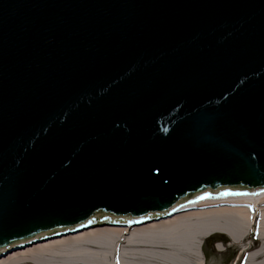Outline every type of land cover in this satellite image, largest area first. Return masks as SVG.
Segmentation results:
<instances>
[{"label": "water", "instance_id": "1", "mask_svg": "<svg viewBox=\"0 0 264 264\" xmlns=\"http://www.w3.org/2000/svg\"><path fill=\"white\" fill-rule=\"evenodd\" d=\"M260 191L264 0H0V258Z\"/></svg>", "mask_w": 264, "mask_h": 264}, {"label": "bare ground", "instance_id": "2", "mask_svg": "<svg viewBox=\"0 0 264 264\" xmlns=\"http://www.w3.org/2000/svg\"><path fill=\"white\" fill-rule=\"evenodd\" d=\"M217 204L227 207L248 206L253 213L240 208L198 210ZM263 204L264 191H260L187 210L193 212L183 211L171 218H160L129 230L89 228L70 234L74 236L65 235L47 243H39L27 248L24 253L12 252V255L0 260V264H58L60 260L63 264H114V258L109 263V255L121 248L128 251L129 259L142 260L139 262L141 264H156V252L163 254L168 251L171 258L195 260L196 248L200 250L202 240L214 233L225 234L233 243L239 244L247 234L252 214L259 221L264 220V210L260 208ZM220 223L229 224V229L220 231ZM125 258L123 254L122 259ZM259 259V262H264L262 247L247 258L254 262Z\"/></svg>", "mask_w": 264, "mask_h": 264}, {"label": "rangeland", "instance_id": "3", "mask_svg": "<svg viewBox=\"0 0 264 264\" xmlns=\"http://www.w3.org/2000/svg\"><path fill=\"white\" fill-rule=\"evenodd\" d=\"M207 208H211V209H207ZM225 208L226 209L229 208V210H232V208H240L241 210H245L247 212L250 211L253 213L252 208H249L248 206L247 208L246 206L227 207L218 204L212 207H205L198 210H219ZM260 208L264 210V204L260 205ZM188 212H193V211H186V213ZM218 226H220L219 227L220 231L229 229V224L227 223H220V225ZM97 228H102V227H97ZM121 229L128 230V228H121ZM245 235L246 236L239 241V244H235L225 234L214 233L213 235L204 238L202 240L203 246L202 248H200V250L196 248L195 252L197 253L195 260L186 261L182 259L181 260L175 259L173 257L171 258L169 251L163 254L156 252L157 258H155L154 260L156 261V264H173L172 262L174 263L177 262L175 264H264V262H259L260 259L257 262L247 260V258L252 253H255L257 249H259L260 247L264 248V220L259 221L258 219H256V215L252 214V218L250 219V225L248 226V231L247 234ZM69 236H74V235L69 234ZM35 245L37 244H33V245L31 244V246L27 245L29 247L26 246L25 251L27 250V248L28 249L33 248V246ZM201 249L204 252V255H202ZM13 253L11 252L5 256H2L0 260H2L3 258H7L9 255H12ZM112 254L113 252H111V254L109 255L110 256L109 263L113 258H114V264H138L139 262L142 261L137 259L135 260L129 259L130 256H128L129 254L128 251H123V248L116 250L115 253L113 255ZM123 254L126 257L125 260L122 259ZM58 264H63L62 260H60Z\"/></svg>", "mask_w": 264, "mask_h": 264}]
</instances>
